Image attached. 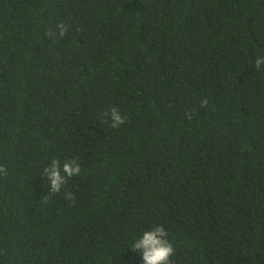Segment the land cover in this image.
<instances>
[{
	"label": "trees",
	"instance_id": "16d2710c",
	"mask_svg": "<svg viewBox=\"0 0 264 264\" xmlns=\"http://www.w3.org/2000/svg\"><path fill=\"white\" fill-rule=\"evenodd\" d=\"M258 55L264 0H0V264H144L161 225L172 264H264Z\"/></svg>",
	"mask_w": 264,
	"mask_h": 264
},
{
	"label": "clouds",
	"instance_id": "9594fccd",
	"mask_svg": "<svg viewBox=\"0 0 264 264\" xmlns=\"http://www.w3.org/2000/svg\"><path fill=\"white\" fill-rule=\"evenodd\" d=\"M59 36L63 37L69 30V26L64 23H58L56 25ZM48 35L55 38L54 34L49 31ZM254 67L261 69L264 67V55H258L254 60ZM111 127L116 128L125 123L126 118L120 113V111L113 107L110 114ZM107 123V121H105ZM81 167L75 159H68L61 162L59 160H52L50 165L43 170V178L47 181H51L48 188L51 194H57L61 191L63 185L67 180L73 176L79 175ZM0 174L6 176L7 169L0 166ZM66 198L71 199V193H66ZM168 233L165 228L161 226H155L151 230H146L138 237L134 244L131 246L133 250H138L142 255L144 264H172V256L175 254V249L172 243L167 239Z\"/></svg>",
	"mask_w": 264,
	"mask_h": 264
}]
</instances>
